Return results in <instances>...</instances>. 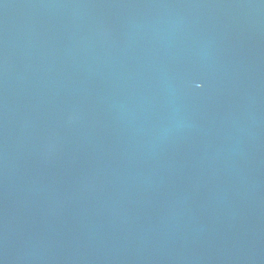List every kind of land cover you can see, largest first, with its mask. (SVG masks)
<instances>
[{"label": "water", "instance_id": "water-1", "mask_svg": "<svg viewBox=\"0 0 264 264\" xmlns=\"http://www.w3.org/2000/svg\"><path fill=\"white\" fill-rule=\"evenodd\" d=\"M0 264H264V0H0Z\"/></svg>", "mask_w": 264, "mask_h": 264}]
</instances>
